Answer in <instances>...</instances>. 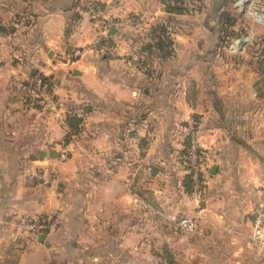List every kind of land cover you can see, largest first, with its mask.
I'll return each mask as SVG.
<instances>
[{
    "label": "crops",
    "instance_id": "1",
    "mask_svg": "<svg viewBox=\"0 0 264 264\" xmlns=\"http://www.w3.org/2000/svg\"><path fill=\"white\" fill-rule=\"evenodd\" d=\"M83 2L115 22L113 53L90 49ZM201 2L169 15L164 0H0V264H264L249 241L264 188V71L245 43L227 66L208 22L221 0ZM167 19L178 27L163 55L153 32ZM58 115L75 133L64 145ZM191 118L201 197L185 157ZM45 169L53 181L33 178ZM179 215H196V228H179ZM35 217L55 224L19 237L14 220Z\"/></svg>",
    "mask_w": 264,
    "mask_h": 264
},
{
    "label": "built area",
    "instance_id": "2",
    "mask_svg": "<svg viewBox=\"0 0 264 264\" xmlns=\"http://www.w3.org/2000/svg\"><path fill=\"white\" fill-rule=\"evenodd\" d=\"M164 4L176 5L186 7L188 11L192 10V6L181 2L180 0H164ZM81 8L87 12L94 23L95 38L90 44V49L96 52L113 53V48L107 43V37L110 29L115 26V22L104 19L100 13L101 10L91 2H83ZM121 23V22H119ZM125 24L138 25V22L133 18H128L124 21ZM139 26V25H138ZM154 34L164 36V33L155 31ZM142 68V66H140ZM42 91L40 82H37L36 89L32 92L30 103L39 98ZM61 127L65 131V142L71 141L75 133L71 129L68 119L65 116L58 115ZM197 126L196 121L191 118L187 121L184 134H185V150L186 162L189 170L191 191L196 197H201L205 177V164L202 151L199 147L196 137ZM66 153L62 152L61 157ZM33 178L38 181L51 182L54 179V173L51 170H43L35 172ZM261 202L254 210L252 215V231L249 234V241L257 246L258 250L264 254V188L259 190ZM171 221L174 222L179 228L184 231H192L197 226V216H173ZM55 221L47 217L35 218H17L14 220L13 225L18 233H22L27 237L39 236L41 233H47L54 226Z\"/></svg>",
    "mask_w": 264,
    "mask_h": 264
},
{
    "label": "rangeland",
    "instance_id": "3",
    "mask_svg": "<svg viewBox=\"0 0 264 264\" xmlns=\"http://www.w3.org/2000/svg\"><path fill=\"white\" fill-rule=\"evenodd\" d=\"M220 7L218 13L212 9L208 22L222 38L221 45L225 47L227 66L233 67L239 64L232 56L240 54L242 50L240 46L245 43V50L251 56L253 65L259 67L257 58L264 55V35L257 33L260 27L264 28V0H221ZM20 236L26 235L19 233ZM31 238L36 239L37 236ZM157 264H169V262L162 259Z\"/></svg>",
    "mask_w": 264,
    "mask_h": 264
},
{
    "label": "trees",
    "instance_id": "4",
    "mask_svg": "<svg viewBox=\"0 0 264 264\" xmlns=\"http://www.w3.org/2000/svg\"><path fill=\"white\" fill-rule=\"evenodd\" d=\"M181 2H185L189 5L192 6V10L188 11L186 9V7L183 6H176V5H169L166 4L165 5V9L167 11V13H169V15H179V14H184V13H188V14H192L194 12L197 11V8L199 5H202L201 0H180ZM223 15V14H222ZM221 15V16H222ZM171 19H167L165 24H158L157 26H155L154 31H160L162 33H164L165 36H157L156 37V45L157 48L161 51V54L163 55H168V51H169V46H171V36L170 33L174 32L175 30H177L176 27H178V23ZM176 24V25H175ZM171 30H170V29ZM221 39L219 36V40H220V45H221ZM225 40V37H224ZM223 42V41H222ZM257 61L259 62V70H263L264 71V55L260 56L257 58ZM42 78V82L46 83L48 86H50V82L48 81V77H41ZM69 121L71 123L72 128H74V130L77 132L79 129V119H76L74 116L69 118Z\"/></svg>",
    "mask_w": 264,
    "mask_h": 264
},
{
    "label": "water",
    "instance_id": "5",
    "mask_svg": "<svg viewBox=\"0 0 264 264\" xmlns=\"http://www.w3.org/2000/svg\"><path fill=\"white\" fill-rule=\"evenodd\" d=\"M147 47H148V44L144 46V48H147ZM44 236H45L44 233H41V234L39 235L40 239L44 238Z\"/></svg>",
    "mask_w": 264,
    "mask_h": 264
}]
</instances>
